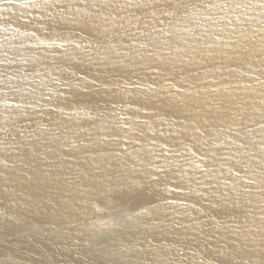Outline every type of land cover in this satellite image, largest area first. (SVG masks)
<instances>
[{
  "label": "bare ground",
  "instance_id": "6f19581e",
  "mask_svg": "<svg viewBox=\"0 0 264 264\" xmlns=\"http://www.w3.org/2000/svg\"><path fill=\"white\" fill-rule=\"evenodd\" d=\"M11 228L53 264H264V0H0Z\"/></svg>",
  "mask_w": 264,
  "mask_h": 264
},
{
  "label": "rangeland",
  "instance_id": "374dc122",
  "mask_svg": "<svg viewBox=\"0 0 264 264\" xmlns=\"http://www.w3.org/2000/svg\"><path fill=\"white\" fill-rule=\"evenodd\" d=\"M115 213V214H114ZM117 212H110L109 214H107L106 218H108V220H111L110 222L114 221L117 219ZM111 215V216H110ZM12 230V231H11ZM15 230V231H14ZM20 230V229H19ZM20 232V233H19ZM8 233V236H6V241L4 242H0L2 245L4 246H7L8 249H12L14 250L15 252H17V254L21 257H23L22 255L24 254H34L36 255V261H31V263H34V264H38V259L40 261L44 259V262L47 260L48 262H46L45 264H53L52 261H51V258L50 256L47 254V253H44L42 251H37L38 249H35L36 246L34 245V243L31 245L29 242H31L29 239L27 240V236L24 234L23 231H18L17 228H11L10 231L7 232ZM108 238V239H107ZM102 240V243L103 244H109V245H119V244H112V240L109 239V237H107L105 235V237H102L101 238ZM28 241V242H27ZM100 241V242H101ZM15 243V244H14ZM17 243V244H16ZM34 247V248H32ZM19 250V251H18ZM33 250V251H32ZM28 252V253H27ZM40 252V253H39ZM46 254V255H45ZM39 256V257H38ZM43 256V257H42ZM48 256V257H47ZM91 258V257H90ZM34 260V259H33ZM92 259H88V264H98L94 261V259L91 261ZM96 260L100 261V264H106L104 263V260L103 259H100V258H96ZM94 261V262H93ZM37 262V263H36ZM93 262V263H92Z\"/></svg>",
  "mask_w": 264,
  "mask_h": 264
}]
</instances>
